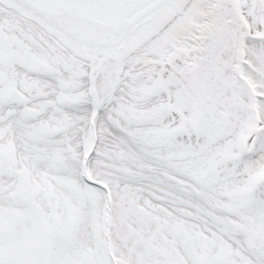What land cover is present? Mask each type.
<instances>
[{
    "label": "snow or ice",
    "instance_id": "1",
    "mask_svg": "<svg viewBox=\"0 0 264 264\" xmlns=\"http://www.w3.org/2000/svg\"><path fill=\"white\" fill-rule=\"evenodd\" d=\"M0 264H264V0H0Z\"/></svg>",
    "mask_w": 264,
    "mask_h": 264
}]
</instances>
